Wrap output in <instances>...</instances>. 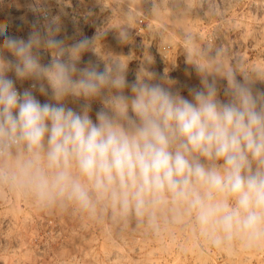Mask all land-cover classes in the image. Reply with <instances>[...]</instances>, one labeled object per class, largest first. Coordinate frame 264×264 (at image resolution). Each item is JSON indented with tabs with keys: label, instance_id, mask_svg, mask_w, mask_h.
I'll list each match as a JSON object with an SVG mask.
<instances>
[{
	"label": "clouds",
	"instance_id": "1",
	"mask_svg": "<svg viewBox=\"0 0 264 264\" xmlns=\"http://www.w3.org/2000/svg\"><path fill=\"white\" fill-rule=\"evenodd\" d=\"M60 31L58 17L27 39L0 23V191L155 234L191 224L216 248L264 242V70L188 34L199 86L185 96L143 64L130 81L119 56L81 67L106 32L67 43ZM117 37L131 40L130 26ZM17 80L32 83L19 91Z\"/></svg>",
	"mask_w": 264,
	"mask_h": 264
},
{
	"label": "rangeland",
	"instance_id": "2",
	"mask_svg": "<svg viewBox=\"0 0 264 264\" xmlns=\"http://www.w3.org/2000/svg\"><path fill=\"white\" fill-rule=\"evenodd\" d=\"M50 1L54 17L69 29L67 37L73 33L72 37L80 39L106 32L96 45L100 57L84 53L81 67L89 61L103 67V59L119 56L128 64L130 81L143 64L150 72L166 73L187 96L189 88L199 86V80L186 63L185 36L191 34L198 47L206 48L205 35L211 27L229 33L224 40L226 60L239 61L241 70H264V7H258L256 14L249 8L231 7L220 14L219 24L206 25L199 21L191 0H42ZM27 7L7 4L0 8V15L16 9L15 15L25 22ZM124 24L130 26L132 39L121 43L117 30ZM257 87L264 90V84ZM36 96L46 102V97ZM83 103L67 102L75 110ZM100 107L98 102L92 104L94 120ZM5 217L13 223L3 234ZM48 217L65 241L63 247H55L57 264H264V242L246 248L236 240L216 248L191 224L168 226L155 234L134 222L91 219L72 209H43L27 197L5 191H0V264H34V247L27 243L33 234L36 241L46 240L42 221Z\"/></svg>",
	"mask_w": 264,
	"mask_h": 264
},
{
	"label": "built area",
	"instance_id": "3",
	"mask_svg": "<svg viewBox=\"0 0 264 264\" xmlns=\"http://www.w3.org/2000/svg\"><path fill=\"white\" fill-rule=\"evenodd\" d=\"M193 4V8L196 11L199 21L203 24H213L212 22H217L219 24L221 20H219V16L224 15L225 11H228L231 7H241V8H249L250 11L257 12L258 7H264V0H191ZM17 2L20 3H30L27 7L29 10V14L25 22L18 18L15 13L16 9H10L4 14L0 15V23H3L7 27V34L27 39L29 33L33 31L34 27L40 28L43 30L44 26L48 23V21L54 17L53 7L50 2H42V0H0V8L5 7L7 4L17 5ZM20 6V5H19ZM145 18H140L139 22L142 23ZM223 24V22H222ZM220 24L221 29H223V25ZM61 26V25H60ZM62 32L58 33V38L65 39L67 43H72L75 40L73 33L67 37V31H64L61 27ZM226 31V30H225ZM228 32L222 33L217 32L215 29L213 30L210 27V32L205 35L207 36L206 43L208 47L213 49L217 47H223L224 51H226V37L228 36ZM3 37H0V43H2ZM42 63H48L50 59V55L46 52L41 53ZM9 75L15 79V76L12 73ZM31 81H16V87L19 91H23L26 88H29L31 85ZM38 93V92H37ZM35 93V95L37 94ZM12 219L9 217H5L1 221V230L3 234L6 233L12 227ZM45 227L46 240L41 243V241H36L37 236H33L30 238V241L27 243L30 246L34 247L35 255H34V264H57L55 261V247H63L65 241L60 239L59 230H56V226L54 220L48 217L45 221H42ZM33 232V229L31 230ZM6 246V243H4Z\"/></svg>",
	"mask_w": 264,
	"mask_h": 264
},
{
	"label": "bare ground",
	"instance_id": "4",
	"mask_svg": "<svg viewBox=\"0 0 264 264\" xmlns=\"http://www.w3.org/2000/svg\"><path fill=\"white\" fill-rule=\"evenodd\" d=\"M30 3H20V2H17V5H21V6H25V5H29ZM60 25L61 27L63 28L64 31H68L69 29L63 24L60 22ZM160 53V52H159ZM161 54V53H160Z\"/></svg>",
	"mask_w": 264,
	"mask_h": 264
}]
</instances>
